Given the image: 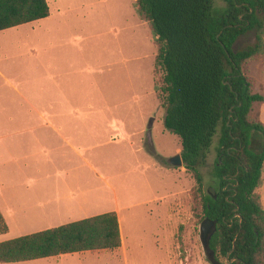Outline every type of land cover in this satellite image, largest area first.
Here are the masks:
<instances>
[{
  "label": "rangeland",
  "instance_id": "1",
  "mask_svg": "<svg viewBox=\"0 0 264 264\" xmlns=\"http://www.w3.org/2000/svg\"><path fill=\"white\" fill-rule=\"evenodd\" d=\"M136 1L48 0L50 16L38 23L46 47L38 45L32 34L36 25L27 24L19 31L0 34V43L25 40L31 43V49L47 48L39 55L46 66L36 62L38 57L28 60L34 65L27 63L31 66H27V71L36 73L37 78L28 79L25 84L17 76L13 84L0 81V156L4 158L0 163L8 160L7 144L40 138L41 133L49 136L45 131L50 130L44 127L26 133L22 120L10 117L20 116L18 111L27 105L23 94L36 104L33 93L44 90L52 96L57 87L44 76L59 73L61 92L68 95H61L60 103L88 104L103 110L92 119L99 127L93 130L94 139L78 143L79 147H92L88 151L92 167L81 158L69 167L75 169L73 174L87 171L89 185L106 191L111 189L109 184L114 188L120 199L127 244V256H115L114 250L93 251L35 264H212L201 232L205 218L196 180L184 165L170 163L172 157L181 153L182 143L164 124L166 109L157 96L158 92L162 95L163 72L155 69V37L149 24L138 17ZM215 4L225 5L223 0H215ZM256 41V35L250 33L236 49ZM15 68L13 74H21L22 67ZM249 77L255 82L256 91L264 92V58L249 62ZM258 106L255 104L253 112L256 119ZM108 118L125 121L126 128H108ZM64 134L70 135L67 130ZM110 136L121 140L106 143ZM218 137L203 170L206 193L214 188L210 173L217 158ZM263 142L261 135L256 134L252 146L259 150ZM55 163L57 167L58 162ZM114 206L112 202L109 207ZM24 221L19 216L9 218L10 231L2 236L19 237L56 227ZM212 229L213 225L208 233ZM219 261L228 264L224 258Z\"/></svg>",
  "mask_w": 264,
  "mask_h": 264
},
{
  "label": "trees",
  "instance_id": "2",
  "mask_svg": "<svg viewBox=\"0 0 264 264\" xmlns=\"http://www.w3.org/2000/svg\"><path fill=\"white\" fill-rule=\"evenodd\" d=\"M223 1L218 7L215 0H137L135 10L155 37L165 127L180 137L203 217L214 223L205 239L208 254L228 264H264V205L258 191L264 184V142L259 150L252 146L256 134L264 141V123L253 115L264 93L249 77V62L264 58V0ZM48 16V0H0V31ZM250 33L257 41L236 49ZM217 136L210 173L216 192L206 193L203 170ZM9 231L0 210V235ZM121 246L118 213L109 211L2 241L0 261Z\"/></svg>",
  "mask_w": 264,
  "mask_h": 264
},
{
  "label": "crops",
  "instance_id": "3",
  "mask_svg": "<svg viewBox=\"0 0 264 264\" xmlns=\"http://www.w3.org/2000/svg\"><path fill=\"white\" fill-rule=\"evenodd\" d=\"M44 19L27 24L36 25V27H32V34L38 40V45L46 47V40L41 32L42 28L38 24L39 21ZM27 24L0 31V34L19 31ZM30 44L25 40L0 43V66H2L0 67V81L13 84L12 82L16 80L15 76L19 77V80H23V83L28 79L37 78L36 73L32 74L31 70L27 71V66H29L28 68L31 67L27 63H31L28 61L31 57H38L36 58L38 64L44 63L45 61L39 55L47 48L31 49ZM14 59H17V61L13 62ZM49 62L53 64V60ZM31 64L34 65V63ZM43 65L46 66L47 64L44 63ZM17 66L22 67V72L14 75L12 71L16 70L15 67ZM35 68L34 66L33 70ZM60 78L59 73L50 74L48 78L44 76L45 80L52 81L53 86L57 87L56 91L52 92V96L47 95L44 90H41L39 94L33 93L32 96L35 98L36 104L23 94L27 105L18 111L20 116L13 115L10 117L14 120H22V128L26 129V133L41 129V127L50 131H45L49 136L41 133L43 137L40 136V138L30 140L19 139L13 144H7L5 147L8 152V160L5 163H0V210L6 221L9 218L19 216L25 220L24 223L46 224L49 226H60L109 211H116L120 221L122 246L114 250L115 256L119 257L122 253L127 256V244L120 216L121 205L118 194L110 184L108 186L111 189L108 191L89 185L90 176L87 175V171H83L81 174H73L75 169L69 167L74 164L77 158H81L86 165L92 167L88 156V151L92 147H79L78 143L80 140L90 142L91 139H94L93 130L99 127L97 123H93L92 119L97 117L96 113H103V110L88 106V104L79 106L71 103L67 106L60 103L61 95L68 96L61 92L63 90L59 87ZM14 85L17 84L14 83ZM86 103H89V101ZM256 104L259 105V118L264 123V102ZM106 126L123 130L126 128V122L121 119L111 120V118H108ZM64 130H67L70 135L64 134ZM80 130L82 131L80 132ZM54 136H57L58 140L54 139ZM120 140L119 137L110 136L106 143H116ZM33 141L36 142V145H33ZM134 144L132 142V145ZM31 150L36 151L30 152ZM39 155L41 157H38ZM3 159V156H0V161ZM55 162H58L57 167ZM263 188L264 184L258 191L264 205ZM112 202L115 203V206L109 207ZM47 228L50 227L44 229ZM12 238L0 235V242ZM102 251L109 250H99L98 252ZM86 252L93 251L63 254L57 257L17 263H3L0 261V264H35L45 259H63L69 255L77 256L79 253L85 254ZM82 263L84 264V262Z\"/></svg>",
  "mask_w": 264,
  "mask_h": 264
},
{
  "label": "water",
  "instance_id": "4",
  "mask_svg": "<svg viewBox=\"0 0 264 264\" xmlns=\"http://www.w3.org/2000/svg\"><path fill=\"white\" fill-rule=\"evenodd\" d=\"M226 83L228 84V82H226ZM170 163L172 165H175V166H183L184 165V162H183V159H182V155L181 154L175 155L174 157H172L170 159ZM211 192L214 193L215 192V189L214 188H211ZM211 225H214V223L211 220H209V219H206L203 222V224H202L201 232H202V237L204 239V245H205V239L208 236V229H209V227ZM210 260H211L212 264H220V262H217L213 257Z\"/></svg>",
  "mask_w": 264,
  "mask_h": 264
}]
</instances>
